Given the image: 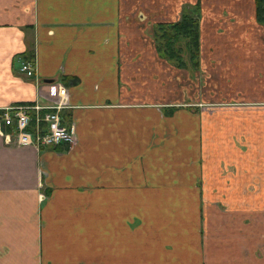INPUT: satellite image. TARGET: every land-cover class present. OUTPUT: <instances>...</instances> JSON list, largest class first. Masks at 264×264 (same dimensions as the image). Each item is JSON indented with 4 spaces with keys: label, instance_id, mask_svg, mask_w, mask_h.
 I'll list each match as a JSON object with an SVG mask.
<instances>
[{
    "label": "crops",
    "instance_id": "0c3cea01",
    "mask_svg": "<svg viewBox=\"0 0 264 264\" xmlns=\"http://www.w3.org/2000/svg\"><path fill=\"white\" fill-rule=\"evenodd\" d=\"M194 4L198 62L176 63L156 24ZM57 82L72 144L0 131V264H264L255 0H0V110Z\"/></svg>",
    "mask_w": 264,
    "mask_h": 264
},
{
    "label": "built area",
    "instance_id": "2783aa9c",
    "mask_svg": "<svg viewBox=\"0 0 264 264\" xmlns=\"http://www.w3.org/2000/svg\"><path fill=\"white\" fill-rule=\"evenodd\" d=\"M20 70L35 75L34 58H22ZM68 88L57 82V98L48 104L38 102L8 105L0 110L1 133L6 141L33 143L38 147L53 146L65 142L72 144L76 139L74 122H65L61 110L69 106Z\"/></svg>",
    "mask_w": 264,
    "mask_h": 264
},
{
    "label": "trees",
    "instance_id": "16d2710c",
    "mask_svg": "<svg viewBox=\"0 0 264 264\" xmlns=\"http://www.w3.org/2000/svg\"><path fill=\"white\" fill-rule=\"evenodd\" d=\"M257 20L264 24V0H255ZM156 47L163 55L170 57L174 62L182 58L177 49L185 47L189 50L190 58L194 63L198 62L199 53V12L196 4L191 5L187 11H182L180 17L171 22H160L156 24L154 31ZM33 49L24 54V59L34 58ZM75 76H69L71 82L76 81ZM168 111V110H167Z\"/></svg>",
    "mask_w": 264,
    "mask_h": 264
}]
</instances>
